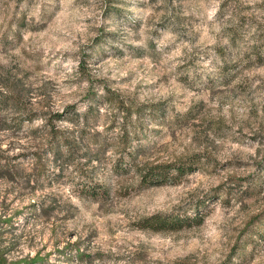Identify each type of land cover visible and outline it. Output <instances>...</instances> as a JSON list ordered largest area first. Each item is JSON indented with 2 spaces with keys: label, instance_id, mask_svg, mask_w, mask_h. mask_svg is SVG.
<instances>
[{
  "label": "rangeland",
  "instance_id": "374dc122",
  "mask_svg": "<svg viewBox=\"0 0 264 264\" xmlns=\"http://www.w3.org/2000/svg\"><path fill=\"white\" fill-rule=\"evenodd\" d=\"M228 26L235 29L232 39ZM104 88L136 102L135 158L198 152L201 165L149 185L135 184L131 170L118 173L112 149L120 117ZM44 117L59 128L60 140L36 171L32 151L49 138ZM92 179L105 182L107 192L85 193ZM195 198L203 199L197 224L150 230L132 223ZM261 209L264 0H0V250L6 258L264 264V219L262 233L252 232L231 253L237 229ZM71 241L88 256L75 259Z\"/></svg>",
  "mask_w": 264,
  "mask_h": 264
},
{
  "label": "trees",
  "instance_id": "16d2710c",
  "mask_svg": "<svg viewBox=\"0 0 264 264\" xmlns=\"http://www.w3.org/2000/svg\"><path fill=\"white\" fill-rule=\"evenodd\" d=\"M23 16L19 17V22L22 23ZM229 38L232 39L235 34V29L228 26ZM105 89V99L111 102L119 112L120 119L118 120V128L115 134V141L113 142L114 160L113 167L117 172H127L131 170L135 177V184L137 185H149L159 184L163 182L174 181L179 175L192 170L202 163L200 153L191 152L185 156H176L170 159H143L138 160L134 157L133 147L131 145V139L135 133V127H138L135 111L137 110L136 102L132 98L123 97L116 92ZM154 103L149 102L148 110L152 111ZM60 111L53 113V117L59 118ZM131 115L135 118L131 120ZM31 116H27L30 118ZM42 120L43 125H47L49 138L43 140V144L32 151L33 161L36 171H40L43 167L42 156L46 153H54L58 150V142L60 138L55 136L59 131L57 126H54L52 122ZM51 137V140H50ZM53 137V138H52ZM101 144V141L98 142ZM207 159V158H206ZM220 184L212 186V190L219 189ZM108 190V185L99 179H92L89 188H83L85 193L89 195H96L95 193L103 194ZM224 191V188H221ZM88 191V192H87ZM203 203L202 198H195L189 203V205H176L167 209H155L148 213L137 216L132 223L140 228H147L150 230H173L183 226L191 224H197L201 221L203 215V209L201 207ZM264 219V210H258L255 213H251L245 220L242 226L237 229L235 238L231 246V253L236 248H240L246 241L251 239L252 232L262 233L260 226L261 220ZM67 245L74 248V258H81L82 255L88 256V252L78 248L76 241L67 242ZM41 257L37 254H33L27 258H6V256L0 250V264H16L18 261L27 262L39 260ZM177 264H188L184 259H178ZM200 264H211L208 262H202Z\"/></svg>",
  "mask_w": 264,
  "mask_h": 264
}]
</instances>
